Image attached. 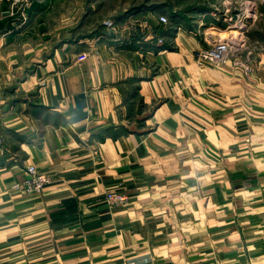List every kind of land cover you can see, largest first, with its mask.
<instances>
[{"label": "crops", "instance_id": "0c3cea01", "mask_svg": "<svg viewBox=\"0 0 264 264\" xmlns=\"http://www.w3.org/2000/svg\"><path fill=\"white\" fill-rule=\"evenodd\" d=\"M37 1L24 21L0 0V264H264L257 17L238 64L197 65L206 36L183 28L172 49L141 57L135 38L83 62L68 2ZM31 165L52 184L13 192Z\"/></svg>", "mask_w": 264, "mask_h": 264}, {"label": "rangeland", "instance_id": "374dc122", "mask_svg": "<svg viewBox=\"0 0 264 264\" xmlns=\"http://www.w3.org/2000/svg\"><path fill=\"white\" fill-rule=\"evenodd\" d=\"M34 1L31 9L26 10L28 20L29 11L38 2ZM67 2L68 8L74 11L76 41L85 39L82 46L86 53L79 56L83 62L88 58V51L99 45L117 42L126 46L121 48L123 51L133 49L127 45L135 38L142 43L143 50L138 49L141 57L148 46L170 44L173 47L172 41L180 28L206 36L208 45L223 38L239 44V49L244 45L239 26L249 32L255 29L252 25L257 17L256 28H261L264 34V0H57L54 5ZM57 11L56 20L60 22L61 16L66 15V7ZM162 16L167 18V23L160 21ZM201 19L207 21V27L200 28ZM65 31L66 28L63 36ZM256 32L253 36L259 39L260 33Z\"/></svg>", "mask_w": 264, "mask_h": 264}, {"label": "built area", "instance_id": "2783aa9c", "mask_svg": "<svg viewBox=\"0 0 264 264\" xmlns=\"http://www.w3.org/2000/svg\"><path fill=\"white\" fill-rule=\"evenodd\" d=\"M34 0H15L14 5L19 6V10L22 18H27L26 10L34 4ZM162 23H167V18L162 16L160 18ZM243 29V28H242ZM162 43V42H160ZM239 44L233 42V40H225L218 38L209 44L207 48L200 49L195 54V60L199 66H222L228 64V62H235L234 57L239 53ZM85 58V57H84ZM240 65H243L239 63ZM247 73L251 72L250 69H246ZM53 178L45 173L38 171L37 167L31 165L27 167L25 172V178L21 182H16L12 186V191L15 193H21L25 195H39L44 192L45 188L51 185ZM110 207L125 208L130 205V197L123 191L110 192L106 196Z\"/></svg>", "mask_w": 264, "mask_h": 264}, {"label": "trees", "instance_id": "16d2710c", "mask_svg": "<svg viewBox=\"0 0 264 264\" xmlns=\"http://www.w3.org/2000/svg\"><path fill=\"white\" fill-rule=\"evenodd\" d=\"M164 46H166V45H164ZM168 49H172V48H171V46H169V48H168Z\"/></svg>", "mask_w": 264, "mask_h": 264}]
</instances>
